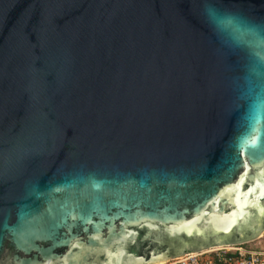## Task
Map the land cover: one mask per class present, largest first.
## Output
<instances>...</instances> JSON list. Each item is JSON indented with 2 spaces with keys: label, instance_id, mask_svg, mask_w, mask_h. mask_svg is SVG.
I'll return each instance as SVG.
<instances>
[{
  "label": "water",
  "instance_id": "1",
  "mask_svg": "<svg viewBox=\"0 0 264 264\" xmlns=\"http://www.w3.org/2000/svg\"><path fill=\"white\" fill-rule=\"evenodd\" d=\"M263 234L264 0H0V264Z\"/></svg>",
  "mask_w": 264,
  "mask_h": 264
},
{
  "label": "built area",
  "instance_id": "2",
  "mask_svg": "<svg viewBox=\"0 0 264 264\" xmlns=\"http://www.w3.org/2000/svg\"><path fill=\"white\" fill-rule=\"evenodd\" d=\"M156 264H264V234L244 242L187 252Z\"/></svg>",
  "mask_w": 264,
  "mask_h": 264
},
{
  "label": "flooded vegetation",
  "instance_id": "3",
  "mask_svg": "<svg viewBox=\"0 0 264 264\" xmlns=\"http://www.w3.org/2000/svg\"><path fill=\"white\" fill-rule=\"evenodd\" d=\"M194 245H196V243H193ZM180 243H178V242H174V243H172V245L170 246L171 247V250H170V252L171 253H175V252H177L178 250H179V248H180Z\"/></svg>",
  "mask_w": 264,
  "mask_h": 264
}]
</instances>
